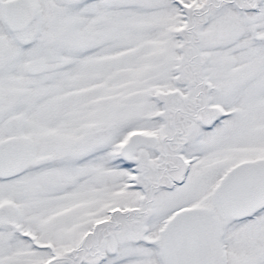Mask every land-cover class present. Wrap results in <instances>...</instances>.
Wrapping results in <instances>:
<instances>
[{"label": "snow or ice", "instance_id": "snow-or-ice-1", "mask_svg": "<svg viewBox=\"0 0 264 264\" xmlns=\"http://www.w3.org/2000/svg\"><path fill=\"white\" fill-rule=\"evenodd\" d=\"M0 264H264V0H0Z\"/></svg>", "mask_w": 264, "mask_h": 264}]
</instances>
